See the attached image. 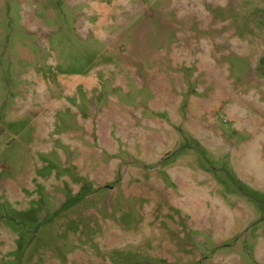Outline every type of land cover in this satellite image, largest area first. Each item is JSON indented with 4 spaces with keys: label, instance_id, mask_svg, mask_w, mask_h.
<instances>
[{
    "label": "rangeland",
    "instance_id": "374dc122",
    "mask_svg": "<svg viewBox=\"0 0 264 264\" xmlns=\"http://www.w3.org/2000/svg\"><path fill=\"white\" fill-rule=\"evenodd\" d=\"M0 264H264V0H0Z\"/></svg>",
    "mask_w": 264,
    "mask_h": 264
}]
</instances>
